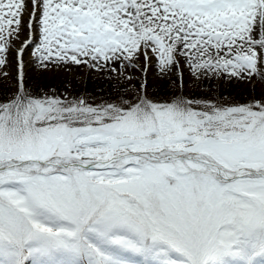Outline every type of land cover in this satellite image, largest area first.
I'll use <instances>...</instances> for the list:
<instances>
[{"label":"snow or ice","instance_id":"6c2138e0","mask_svg":"<svg viewBox=\"0 0 264 264\" xmlns=\"http://www.w3.org/2000/svg\"><path fill=\"white\" fill-rule=\"evenodd\" d=\"M29 54L113 92L33 88ZM153 65L168 98L149 94ZM13 66L0 264H264V0H0V80ZM185 73L259 93L186 95Z\"/></svg>","mask_w":264,"mask_h":264},{"label":"rangeland","instance_id":"374dc122","mask_svg":"<svg viewBox=\"0 0 264 264\" xmlns=\"http://www.w3.org/2000/svg\"><path fill=\"white\" fill-rule=\"evenodd\" d=\"M25 61L28 83L33 88L44 91L54 90L57 94L69 97H91L96 103L107 99L113 92L112 85L108 78L84 66H54L48 70H40L35 66L30 54L25 57ZM8 71L11 74L8 81L5 82L0 80V99H3L6 93L13 91L16 84L15 67H10ZM129 71L132 70L130 69ZM134 75L142 78L145 74L137 69ZM146 76L149 94L158 98H168L172 95L174 88L160 80L154 65L148 69ZM172 79L176 80L175 77ZM184 80L187 84L185 89L186 95L195 94L202 96L205 93L211 92L213 96L220 95L225 99L237 103H244L251 99L253 94L258 95L259 93L258 87H256V91L253 92V85L234 82H222L217 84L215 81H211L202 84L199 89H196L192 86L191 78L186 73Z\"/></svg>","mask_w":264,"mask_h":264},{"label":"bare ground","instance_id":"6f19581e","mask_svg":"<svg viewBox=\"0 0 264 264\" xmlns=\"http://www.w3.org/2000/svg\"><path fill=\"white\" fill-rule=\"evenodd\" d=\"M93 80H94V78H93ZM108 85V84H107ZM97 87V86H96ZM101 90V89H100Z\"/></svg>","mask_w":264,"mask_h":264}]
</instances>
